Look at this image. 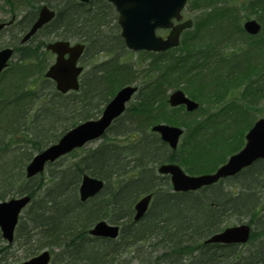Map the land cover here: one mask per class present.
<instances>
[{"label": "trees", "instance_id": "16d2710c", "mask_svg": "<svg viewBox=\"0 0 264 264\" xmlns=\"http://www.w3.org/2000/svg\"><path fill=\"white\" fill-rule=\"evenodd\" d=\"M36 2L27 3L37 6ZM68 2L54 4L58 16L47 29L51 27V32L66 38L83 37L92 43L101 40L99 45L104 47L103 26L118 30L117 22H110L108 9L88 10L81 3ZM262 3L264 0H255L249 5ZM35 18L34 11L26 12L19 21L21 32ZM115 34L119 37L118 32ZM12 38L16 61L0 76V201L24 193L31 195L32 201L20 216L13 243L0 233V264L15 263L16 247L24 249L26 257L22 260L49 248L53 254L50 264H125L142 258L141 253L156 264H264V161L198 191L173 192L169 176L156 172L157 165L175 161L192 174L212 171L240 150L244 133L255 119L249 114L257 107L252 103L253 90H242L246 104L218 110L205 107L199 109L202 114L185 111L186 116L181 108L168 107L162 87L168 83V73L179 69L185 60L175 58L161 69L158 77L162 80L155 83L159 94L153 86L139 96L96 146L71 152L81 150L65 167L59 163L68 156L49 164L47 174L27 178L25 166L33 154L54 143L69 128L99 115L118 82L131 80V70L116 59L106 63L104 73L94 72L81 91L62 94L43 76L48 61L42 47L45 42L35 44L32 39L23 44L17 33ZM218 42L217 38L207 43L198 39L186 56L197 53L195 72L187 75L181 68L187 75L184 88L207 105L221 96L219 80L211 83L219 79L220 65L230 61V70H243V62H248L254 52L246 48V57L238 55L235 60L227 53L217 54ZM235 44L237 41L232 51H242ZM243 74L240 72L235 82ZM210 75L214 77L208 79ZM162 121L188 128L176 150L150 130L152 124ZM83 173L105 180L104 189L87 201L79 197ZM145 193L154 197L144 218L135 222L134 204ZM242 217H248L253 226L247 243H252L251 247L204 242ZM103 218L121 225L117 239L89 234V228Z\"/></svg>", "mask_w": 264, "mask_h": 264}, {"label": "water", "instance_id": "95a60500", "mask_svg": "<svg viewBox=\"0 0 264 264\" xmlns=\"http://www.w3.org/2000/svg\"><path fill=\"white\" fill-rule=\"evenodd\" d=\"M117 6L120 11L119 22L122 26V35L126 43L133 49H153L156 51L164 50L171 45L179 43L178 38L183 28L191 25L188 20L178 25H173L172 18L180 19L181 10L187 0H110ZM53 12L44 7L38 20L34 23L32 29L27 33V39L33 34L38 27L53 17ZM4 24L0 23V30ZM172 26L171 33L164 39L157 36L156 29L158 27L169 28ZM245 27L251 32L256 33L260 27L257 21H247ZM53 51L58 53L56 63L50 66L47 72L48 77H52L57 81V87L61 91L78 87V74L82 68L76 66V62L80 57L83 45L69 46L68 42L60 41L48 45ZM69 53V58L64 57L65 53ZM13 54V49L6 48L0 51V72L7 65L9 57ZM136 87L128 85L118 91L113 100L107 104L102 116L96 120H86L85 123L75 126V128L67 131L64 136L53 145L36 154L33 160L27 165V175L29 177L36 173L44 171L47 162H53L56 158L73 150L78 146H82L86 141L97 138L104 133V130L111 124L114 118L125 110L126 103ZM170 103L173 105L186 103L189 110L197 107V103L190 100L183 91L177 90L172 93ZM161 133L162 138L169 141L170 145L175 148L178 145L179 138L183 133V129L177 126H171L165 123L157 124L152 127ZM247 143L240 152L229 157V161L220 167L214 173L191 176L180 168L178 164H164L159 171L171 173L172 183L175 190L198 189L203 185L217 182L221 177H227L240 172L241 168L251 165L257 159L264 158V118H260L247 133ZM80 184V198L87 200L89 196H93L100 192L103 188V180L97 179L90 175H83ZM152 195L144 196L135 205L136 213L134 218L139 220L142 218ZM29 195L23 197H13L0 203V228L4 237L12 242L14 239V229L17 225L21 210L30 202ZM119 226L109 224L105 220L96 223L91 229L92 234L106 237H117L119 234ZM250 226L247 224L228 227L221 233L212 235L211 241L219 242H241L247 241L250 236ZM51 260L49 250H44L32 258L26 259L19 264H48Z\"/></svg>", "mask_w": 264, "mask_h": 264}, {"label": "rangeland", "instance_id": "374dc122", "mask_svg": "<svg viewBox=\"0 0 264 264\" xmlns=\"http://www.w3.org/2000/svg\"><path fill=\"white\" fill-rule=\"evenodd\" d=\"M16 1L20 3V1H22V0H16ZM237 1H240V0H237ZM10 4L11 3L8 2L7 0H0V19L11 18V12H13V10L11 9L12 5H10ZM30 7L31 6H29V4H25L24 2H23V4H18L19 9L16 10V14L17 15L24 14L26 9H29ZM205 8L206 7H204L201 0H193L192 2L189 1V3L186 6V10L184 12V16L186 18L187 17L189 18L190 16L196 18L195 21H196V25H197L199 20L201 19V15L203 13H205V12H202V10H204ZM257 13H259V11H257ZM251 16H254V15L252 14ZM196 25H195V27H196ZM115 32H117V29L115 26L107 25L104 28V31H103V34H105L104 38H106V40H110L111 44L113 42V36L115 35ZM11 37H12V32H4V33L0 34V47L8 44L7 42H11L12 41ZM105 42L106 41L104 40V42H102V43H105ZM112 45H111V47H112ZM114 48L115 47H112V50L110 52H106L107 54H110V55H105V56L102 55L101 53L95 55V54H93V50H91L89 52L86 60H87V62L93 61L92 64H94V62L95 63H98V62L101 63L102 61H105V59H108V57H113L115 55V53L117 51ZM124 56H126V55L123 53V51H121L120 52V58H123ZM131 57L135 59L134 65H136L137 67H138V64L140 63V61H146V63L149 65V67L147 65V66L143 67L142 69L138 68L137 74L130 75L129 79L134 78L135 80L136 79L138 80V78H139L140 83H142L143 85H144V83H149V84L152 83L153 85H155L156 82H160L162 80V77H158V76H160L159 75L160 74V68L151 66L152 65L151 62L154 59L152 58V55L150 53L142 54L141 52L137 51L136 53L132 54ZM169 57H170V55H165L163 58H164V60H166ZM49 58L51 59V57H49ZM86 60L85 59L83 60L85 64L87 63ZM164 62L167 63V61H164ZM164 66H166V65H164ZM164 66H161V67H164ZM86 67H88V66H86ZM86 75L87 74H85L84 76H86ZM185 83H186V80H184L183 78L181 79V78L174 77V78H171L170 80H168V83L163 84L162 87L165 88L166 94H168L169 92H171V90L175 89V87H177L179 84H185ZM168 88H170L169 91H167ZM232 92H234V91H232ZM192 97L194 98V96H192ZM261 100H264V99H261ZM201 102L204 104L203 101H201ZM256 106H257L256 108L254 107L253 109H251L249 111V114L253 115L254 117L264 116V102H259L256 104ZM185 110L186 109H183L181 111L186 116H188V114L185 112ZM201 112H202V110H199V111L197 110V111H194V113H190V115H199ZM240 122H242V120H240ZM183 127H185V126H183ZM231 128L234 129L235 127H231ZM185 129L187 132L188 128L185 127ZM227 129H229V128H227ZM186 132H185V134H186ZM97 142L93 141V142L89 143L88 146H96ZM80 152H81V150L77 151L75 154H68L67 155L68 157H66L64 160H62L59 164L62 165L63 167H65L67 164H69L73 160H75L76 155ZM44 172H45V174H47L48 168ZM247 221H248V217H242V219H237L232 224H240V223L247 222ZM251 245H252V243L246 245V247H251ZM14 251H16V255H18L16 257H18V258H16L17 260H15V263H12V264H17L18 262L22 261V258L26 257L24 255V249L22 247H20V248L16 247ZM161 253L162 252H159L158 254H161ZM144 254L145 253H141L142 258H143ZM142 258H140V257L132 258L130 261L125 262V264H156V261L154 262L153 260H149L148 256L144 257L143 259Z\"/></svg>", "mask_w": 264, "mask_h": 264}, {"label": "flooded vegetation", "instance_id": "af4514ba", "mask_svg": "<svg viewBox=\"0 0 264 264\" xmlns=\"http://www.w3.org/2000/svg\"><path fill=\"white\" fill-rule=\"evenodd\" d=\"M45 1H49L50 0H45ZM258 39L257 40H262V43L260 44V42H258L257 44L260 45V46H263L264 45V32L263 34H261L260 36L257 37ZM87 38H81V40H78L79 42H84L86 47H85V52H84V56L87 57L88 54H89V49L90 48H100L101 45H99L98 42H96V40L92 43V41H87L86 40ZM98 39V38H96ZM98 41V40H97ZM241 42V41H240ZM239 42V43H240ZM238 43V42H237ZM251 45H253L252 43H249L247 45V48L250 47ZM93 46V47H91ZM224 48H226V50H229V51H232V49L234 48V45L229 42L228 44H224V47L221 48L220 50L223 51ZM256 49H258V47H256ZM225 53H228V51H224ZM223 52V53H224ZM243 52L242 51H238V50H233L232 53H228L227 56H238L240 54H242ZM244 71V74L242 75V77L237 81L238 82V85L241 87H244V88H250V90L254 91L255 94H256V97H259L260 96V99H264V55L262 52H260L259 50H257V52H253L249 58H248V63H247V67L243 70ZM237 72V71H236ZM228 74V72H227ZM236 80V78H235ZM233 80V77L232 79L230 78V74L223 77V86H226V84H233L235 83L236 85V82ZM252 99L253 96H252ZM230 100V99H229ZM264 102V100H257L255 103H259V102Z\"/></svg>", "mask_w": 264, "mask_h": 264}]
</instances>
